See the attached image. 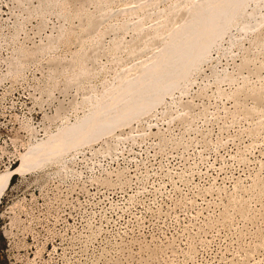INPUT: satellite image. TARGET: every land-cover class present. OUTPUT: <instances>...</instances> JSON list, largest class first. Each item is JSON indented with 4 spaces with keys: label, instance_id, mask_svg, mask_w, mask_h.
Listing matches in <instances>:
<instances>
[{
    "label": "rangeland",
    "instance_id": "374dc122",
    "mask_svg": "<svg viewBox=\"0 0 264 264\" xmlns=\"http://www.w3.org/2000/svg\"><path fill=\"white\" fill-rule=\"evenodd\" d=\"M110 1L0 0V175L84 118L87 97L138 79L202 2ZM260 3L147 116L17 171L0 192V264H264Z\"/></svg>",
    "mask_w": 264,
    "mask_h": 264
},
{
    "label": "bare ground",
    "instance_id": "6f19581e",
    "mask_svg": "<svg viewBox=\"0 0 264 264\" xmlns=\"http://www.w3.org/2000/svg\"><path fill=\"white\" fill-rule=\"evenodd\" d=\"M84 1L90 2L91 0ZM144 1L145 0H138L140 3H143ZM138 2L136 1V3ZM251 2H255V5L257 3L259 6L258 3H264V0H202L201 3H196L192 6L193 8L189 6V8H192L189 13L187 10L185 12H181L182 14L184 13V16L181 15V17L183 16L184 18H182L183 21L179 30H172L169 34L167 33V35L173 36V44L166 49L163 54L159 55V57L156 58L151 65L149 64V66L143 69L139 68L140 72L137 71L139 72V75L136 73L138 75V79L130 81V84L118 85L117 91L113 92V94L108 97L107 95H104V98H107L99 105L96 104L95 106V104L92 103L91 96L89 98L87 97L86 101L89 105L91 104L90 106L92 109L88 111L89 113L87 112L88 114L85 115L84 118L72 126L68 125L57 134L49 137L47 141L41 143L39 142V144L31 148L29 153L23 156L24 163L19 169H15L7 173L4 172L5 174L0 175L1 194L5 189L7 190V186L13 176L17 174V171H21L22 168H30L35 163L61 158L64 153L66 155V151L75 150L83 144L85 145L93 140H97L101 138L104 133H112L117 126L125 123L129 117L147 116L155 102L159 101L168 91L174 88V86H179L180 80L185 79L186 81V77L193 74V72L198 69V57L208 55L211 47L213 48V45L218 41L221 34H225L230 27L235 25H240L242 29L252 26V23L250 24L252 19L249 20L248 18L254 17L256 9L249 14L246 12V9ZM145 3L147 5L146 1L144 4ZM178 3L180 4V1H178ZM133 9L134 8H131V10ZM175 9V11H177V8ZM170 10L173 12L172 9ZM125 11L131 12L128 9ZM171 11H168V13ZM104 13L105 11L103 14ZM101 14L99 13L98 17H101L102 19L104 17L100 16ZM167 17H169V15ZM98 19L94 21L100 22L101 20ZM169 20L170 19L166 20V22ZM259 25L260 24L258 23V27ZM166 26L168 25H164L165 28H167ZM159 29H162V27L157 29L158 31H162ZM155 32L157 31L155 30L154 33ZM167 35L165 34V37ZM262 40L264 39L262 38L261 41ZM80 76L82 77V74ZM121 76L123 77L124 75L121 74ZM257 101L260 105L263 104L262 106H264V95L263 97L261 95L257 96ZM251 112L252 111H250V114Z\"/></svg>",
    "mask_w": 264,
    "mask_h": 264
}]
</instances>
